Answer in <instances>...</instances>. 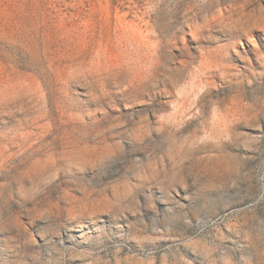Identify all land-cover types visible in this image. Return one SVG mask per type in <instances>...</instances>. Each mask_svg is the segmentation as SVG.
<instances>
[{"label":"rangeland","instance_id":"374dc122","mask_svg":"<svg viewBox=\"0 0 264 264\" xmlns=\"http://www.w3.org/2000/svg\"><path fill=\"white\" fill-rule=\"evenodd\" d=\"M0 264H264V0H0Z\"/></svg>","mask_w":264,"mask_h":264},{"label":"bare ground","instance_id":"6f19581e","mask_svg":"<svg viewBox=\"0 0 264 264\" xmlns=\"http://www.w3.org/2000/svg\"><path fill=\"white\" fill-rule=\"evenodd\" d=\"M11 3V2H10Z\"/></svg>","mask_w":264,"mask_h":264}]
</instances>
